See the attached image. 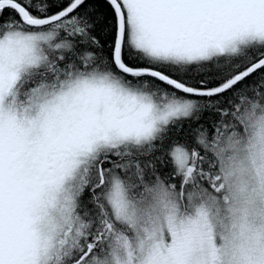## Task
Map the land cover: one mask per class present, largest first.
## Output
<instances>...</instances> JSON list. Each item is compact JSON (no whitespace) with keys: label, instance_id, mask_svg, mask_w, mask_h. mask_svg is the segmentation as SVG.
<instances>
[{"label":"snow or ice","instance_id":"6c2138e0","mask_svg":"<svg viewBox=\"0 0 264 264\" xmlns=\"http://www.w3.org/2000/svg\"><path fill=\"white\" fill-rule=\"evenodd\" d=\"M0 264H264V0H0Z\"/></svg>","mask_w":264,"mask_h":264}]
</instances>
